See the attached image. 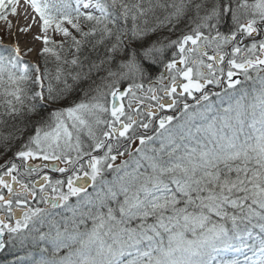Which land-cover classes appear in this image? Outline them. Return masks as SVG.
Returning a JSON list of instances; mask_svg holds the SVG:
<instances>
[{"label": "snow or ice", "instance_id": "6c2138e0", "mask_svg": "<svg viewBox=\"0 0 264 264\" xmlns=\"http://www.w3.org/2000/svg\"><path fill=\"white\" fill-rule=\"evenodd\" d=\"M23 6L41 47L0 44V249L264 264V0Z\"/></svg>", "mask_w": 264, "mask_h": 264}, {"label": "rangeland", "instance_id": "374dc122", "mask_svg": "<svg viewBox=\"0 0 264 264\" xmlns=\"http://www.w3.org/2000/svg\"><path fill=\"white\" fill-rule=\"evenodd\" d=\"M11 18V16L9 17V19ZM5 29H6V24L4 21H0V37H4L2 40H0L1 44H7V45H11L14 43H19L21 49H25L26 47H32L33 48V52L29 53L28 56L25 57L26 60H32L34 62L38 61V57L35 54L36 51L41 47L40 42L37 41H33L32 40V33L27 34L26 39L27 41L24 42V44H22L23 39L18 40V42L13 40V37H10L9 35L5 36ZM12 31V30H11Z\"/></svg>", "mask_w": 264, "mask_h": 264}, {"label": "bare ground", "instance_id": "6f19581e", "mask_svg": "<svg viewBox=\"0 0 264 264\" xmlns=\"http://www.w3.org/2000/svg\"><path fill=\"white\" fill-rule=\"evenodd\" d=\"M24 12L23 10L21 9H18V16L17 17H11L10 20L12 21L13 23V29L12 31L8 34L10 37H13V40L18 42V40H22L23 39V42L22 44H24V42L27 41L26 39V36L27 34H20L18 33L16 30L20 27V26H24L27 21L24 19ZM160 70L162 71V67H160ZM0 264H6L5 262H2Z\"/></svg>", "mask_w": 264, "mask_h": 264}, {"label": "trees", "instance_id": "16d2710c", "mask_svg": "<svg viewBox=\"0 0 264 264\" xmlns=\"http://www.w3.org/2000/svg\"><path fill=\"white\" fill-rule=\"evenodd\" d=\"M156 67H160V66H154V68H156Z\"/></svg>", "mask_w": 264, "mask_h": 264}, {"label": "flooded vegetation", "instance_id": "af4514ba", "mask_svg": "<svg viewBox=\"0 0 264 264\" xmlns=\"http://www.w3.org/2000/svg\"><path fill=\"white\" fill-rule=\"evenodd\" d=\"M54 175H58V174H54Z\"/></svg>", "mask_w": 264, "mask_h": 264}]
</instances>
